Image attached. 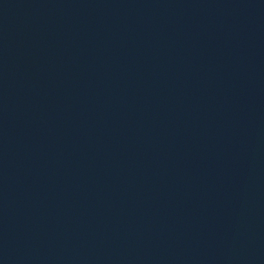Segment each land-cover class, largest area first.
I'll list each match as a JSON object with an SVG mask.
<instances>
[{
	"label": "water",
	"instance_id": "95a60500",
	"mask_svg": "<svg viewBox=\"0 0 264 264\" xmlns=\"http://www.w3.org/2000/svg\"><path fill=\"white\" fill-rule=\"evenodd\" d=\"M0 264H264V0H0Z\"/></svg>",
	"mask_w": 264,
	"mask_h": 264
}]
</instances>
